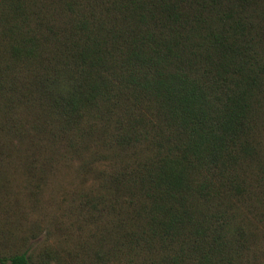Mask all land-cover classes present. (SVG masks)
Segmentation results:
<instances>
[{"label":"trees","instance_id":"1","mask_svg":"<svg viewBox=\"0 0 264 264\" xmlns=\"http://www.w3.org/2000/svg\"><path fill=\"white\" fill-rule=\"evenodd\" d=\"M0 264H264V0H0Z\"/></svg>","mask_w":264,"mask_h":264}]
</instances>
